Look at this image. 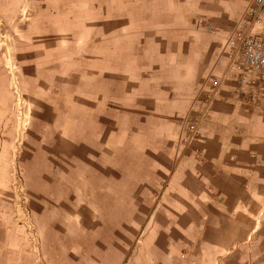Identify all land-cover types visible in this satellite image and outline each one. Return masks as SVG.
<instances>
[{"label":"rangeland","instance_id":"374dc122","mask_svg":"<svg viewBox=\"0 0 264 264\" xmlns=\"http://www.w3.org/2000/svg\"><path fill=\"white\" fill-rule=\"evenodd\" d=\"M229 1L0 0V255L15 236L31 264H264V84L222 56Z\"/></svg>","mask_w":264,"mask_h":264},{"label":"built area","instance_id":"2783aa9c","mask_svg":"<svg viewBox=\"0 0 264 264\" xmlns=\"http://www.w3.org/2000/svg\"><path fill=\"white\" fill-rule=\"evenodd\" d=\"M222 56L238 68L251 70L264 84V0H248ZM218 85L215 81L214 86Z\"/></svg>","mask_w":264,"mask_h":264},{"label":"crops","instance_id":"0c3cea01","mask_svg":"<svg viewBox=\"0 0 264 264\" xmlns=\"http://www.w3.org/2000/svg\"><path fill=\"white\" fill-rule=\"evenodd\" d=\"M165 1H167V3L169 4V7H170L169 10H171V11H176V10L185 11V10H189V8L192 7L193 10L196 12H199L200 15L203 14V12L206 10H214L217 7H220L219 4L222 5L224 8L226 5L231 3L229 0H165ZM193 10H189V11H193ZM196 16H197V14H196ZM188 17L185 15V16L181 17V20L187 19V23L185 25L191 26V24L189 23L190 18H188ZM197 19H198V17H197ZM4 107L5 106L0 108V124L5 121V118H6L7 113H8V110H6ZM7 138H8V136H7ZM7 138H6L5 143H4V151L7 150V154H8V146H9L10 140L7 142ZM60 140H61V142H60ZM60 140H59V137L55 140L58 143L57 147H56L57 148L56 153H55L57 155H59V153L61 152V149H64V145L66 143L70 146V142H71V139L69 136L68 137L63 136ZM54 170L55 169L53 166L52 171H54ZM81 170L83 172V176L85 177L86 171L88 170L86 168V164H84V166H83V168H81ZM188 199H189V197H188ZM192 202L190 201V206H192V207L195 206V209H197V207H196L197 202L196 201H194L193 203ZM198 202L199 203L201 202L202 207L203 206L205 207L206 203H205V199L203 197L201 199H199ZM204 207H203V209H204ZM203 209L201 211L202 212L201 217L205 218L206 216L204 214L205 212L203 211ZM195 213H196L195 215H200L196 211H195ZM188 221L191 222L192 220L188 219V220H186V223H184V224L190 223ZM186 233H190V234L193 233L194 237L192 239H187L186 236H183L182 238L184 240H186L188 243H193L196 240V235H195L196 233L193 230H191V232H186ZM175 241H177V238L175 239ZM6 251H7L6 255H4V254L0 255V264H31L33 256L31 254L27 244L25 242L24 243L19 242V240H17V238H15V236H12L11 242L8 245V250L6 249ZM3 255L5 257H3ZM3 259H4V261H3Z\"/></svg>","mask_w":264,"mask_h":264},{"label":"bare ground","instance_id":"6f19581e","mask_svg":"<svg viewBox=\"0 0 264 264\" xmlns=\"http://www.w3.org/2000/svg\"><path fill=\"white\" fill-rule=\"evenodd\" d=\"M12 136V133H10L8 135L7 138V142L10 140ZM6 159H7V150H5V152L3 153V155L1 156V161H0V184H2V187L4 188L5 192L8 193V185H9V173L7 170V165H6ZM5 192L3 191V194H5ZM6 195V194H5ZM180 201H182V203L189 208L187 212L185 213H181V209H179V207H173L171 206V210L172 212L175 213H179L181 215V219L183 220L184 223H186V220L190 219L192 220L193 218L196 217V213L195 211H197V209H194V207L190 206V201L187 197V195L185 193H181V197H180ZM200 211H202V208L199 207ZM183 236H186L187 239H192L194 237L193 233H184L182 234Z\"/></svg>","mask_w":264,"mask_h":264}]
</instances>
